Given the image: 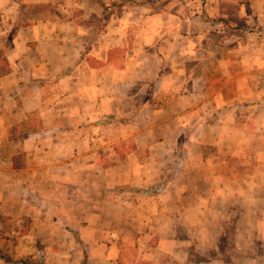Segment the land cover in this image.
Returning <instances> with one entry per match:
<instances>
[{
    "label": "crops",
    "instance_id": "obj_1",
    "mask_svg": "<svg viewBox=\"0 0 264 264\" xmlns=\"http://www.w3.org/2000/svg\"><path fill=\"white\" fill-rule=\"evenodd\" d=\"M222 4L223 16L236 9L246 23L264 26V0ZM249 10L253 17L248 20ZM155 17L147 15L149 21ZM37 29L33 24L13 36L9 69L0 76V191L11 189L21 202H39L32 213L38 211L37 217L50 221H40L36 234L47 250L44 264H133L123 258L115 238L122 213L130 227L149 238L158 235L149 254L179 255L181 264L186 263L181 257L186 248L179 241L168 242V234L177 221L189 223L184 220L187 212L198 228L196 246L209 243L205 239L216 232L207 219L217 216V209L228 214L235 203L240 216L255 222L239 225L244 233L264 230V221L258 219L264 218L261 32L221 36L225 39L219 50L211 35L201 46L197 43L204 35H193L188 37L193 48L184 51L182 41L154 42L157 32L151 29L149 36L125 50L120 62L109 52L123 44L124 27L117 25L93 45L98 60L93 65L89 53L81 56L60 35L52 36L50 27H44L47 38L42 40ZM157 44L168 51H160ZM190 61L192 71L185 65ZM147 82L154 93L143 102L144 126L131 134L144 143L137 142L127 157L103 167L92 158L97 150L79 125L117 113L125 102L134 104L141 88L137 85ZM31 113H37L39 127L17 135L15 127ZM13 140L15 150L9 151ZM136 151L144 154L143 160L136 161ZM121 166L128 173L119 172ZM165 168L170 176L163 175ZM122 184L160 187L147 198L146 207L132 197L124 210L119 192L104 194L105 185ZM186 200L191 202L187 207ZM79 201L92 206L82 209L75 204ZM170 201L173 206L168 207ZM46 202L54 207L46 208Z\"/></svg>",
    "mask_w": 264,
    "mask_h": 264
},
{
    "label": "rangeland",
    "instance_id": "obj_2",
    "mask_svg": "<svg viewBox=\"0 0 264 264\" xmlns=\"http://www.w3.org/2000/svg\"><path fill=\"white\" fill-rule=\"evenodd\" d=\"M223 1L225 0H51L50 2L0 0V76L5 75L9 69L7 56L11 55L13 36L19 30L23 31V28L33 24L39 25L37 32L39 30L38 35L41 40L47 38L44 34V27H50L53 30L51 31L52 36L60 35V39L64 38L70 46L73 44L76 49L80 50L81 56L89 53L88 56L92 58L93 65L98 62L93 56L96 52L93 45H96L101 35L117 25L124 27L123 46L115 47L109 52L120 62L125 50L135 47L137 42L149 36L151 29L157 32V34L153 33L156 36L152 39L154 42L176 40L180 43L182 41L184 51H191L193 48L188 37L198 34L204 37L197 43V46L206 45L207 37L211 35L210 37L215 38L218 50L223 45L225 39L223 37H228L231 33L261 32L260 34L264 36V26H256V28L255 25L246 23L239 17L240 13L236 9V11L229 10L230 15L223 16ZM153 14L156 15L155 21H149L147 15ZM247 15L248 20L253 17L251 10ZM226 17L228 20L224 19ZM253 28L255 30H252ZM24 32L27 34L28 31ZM30 42L37 44L34 40ZM43 46L44 44L41 43L40 48L44 49L45 46ZM156 48L160 51H168L164 47H159L158 44ZM185 65L192 71V61L185 62ZM63 73L64 71L58 75H63ZM137 86L141 88L138 90L134 104L125 102L120 105L119 112L105 113L96 121L79 125L81 129L88 132L91 148L97 150L92 158L101 163L103 167L110 166L117 159L127 157V154L134 151L137 142L144 143L142 138L137 141L131 134L143 128L144 121L140 112L144 108L143 102L146 97H151L154 91L148 82L147 85ZM38 127L37 113H31L27 119L19 122L15 129L19 135L25 134L30 128ZM15 145L16 140H13L8 150H15ZM143 155L136 151V161L143 160ZM17 161L18 164L21 162L19 159ZM168 169H164V176L171 175L172 172ZM119 172L128 173V170L121 166ZM159 187L155 184L147 186L122 184L113 188L105 185L104 194L109 195L111 190L115 193L119 192L121 202H125L124 206L121 203L120 209L126 210L128 207L125 205L126 201H130L132 197L138 199V202L146 207L147 198L152 196V193H159ZM0 190H2L1 186ZM11 191V189L0 191V254L2 255L0 264H44L47 250L36 234L40 221L46 224L50 221L45 220L41 215L37 217L38 211L36 215L32 213L34 212L33 206L39 202L29 201L30 205L27 202H21ZM79 203L82 209L92 206L90 201L75 202L78 205ZM183 203L187 207V204L191 202L186 200ZM238 205V203L233 204L226 215L223 210L217 209V216L207 219L206 224H209V228H215L216 232L213 234L210 232L213 237H205V240L210 241L209 243L204 241L205 243L199 246L194 244L196 239L194 232L198 228L193 223L194 217L190 212H187V219L184 217V220H189V223H183L182 219L174 223L171 236L168 234V242L179 241L186 248L181 255L186 259L185 264L206 260L210 261L209 264H264V230L259 234L244 233L239 225H245L247 222L255 224V222L253 218L247 219L240 216ZM51 206L54 207L50 202H46V208ZM170 206H173L171 201L168 202V207ZM104 207L106 210V206ZM260 217L258 219L264 221V218ZM120 219V223H116L120 227L115 238L123 248L121 251L123 258L132 260L133 264H143L149 258H156V264L159 262L181 264L182 260L179 255L149 254L148 248L153 241L157 240L158 235L155 234L149 238L144 231L130 227L129 223H124L123 213ZM188 260L192 261L187 262ZM195 262L194 264L197 263Z\"/></svg>",
    "mask_w": 264,
    "mask_h": 264
},
{
    "label": "trees",
    "instance_id": "obj_3",
    "mask_svg": "<svg viewBox=\"0 0 264 264\" xmlns=\"http://www.w3.org/2000/svg\"><path fill=\"white\" fill-rule=\"evenodd\" d=\"M0 256L2 257V255L0 254Z\"/></svg>",
    "mask_w": 264,
    "mask_h": 264
}]
</instances>
